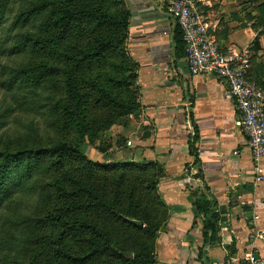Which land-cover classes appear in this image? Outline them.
Returning a JSON list of instances; mask_svg holds the SVG:
<instances>
[{"label": "trees", "instance_id": "trees-1", "mask_svg": "<svg viewBox=\"0 0 264 264\" xmlns=\"http://www.w3.org/2000/svg\"><path fill=\"white\" fill-rule=\"evenodd\" d=\"M21 1L14 11V0H0V56L28 54L29 59L38 61L37 54L48 56L54 53L51 49L58 51L70 35L86 43L67 45L60 52L61 60L68 65L62 71L60 85L50 84L59 69L42 61L11 75L2 83L8 99L6 114L40 110L47 102L52 106L54 125L78 136L89 133L93 124L83 113L89 93L79 85L76 72L90 65L103 66L106 61L110 71L98 73L89 83L94 106L105 108L103 117L111 123L140 112L139 89L132 88L137 82L136 66L125 48L131 13L122 0ZM106 5L114 12H109ZM258 9L264 17V4ZM176 33L178 52L184 55L177 26ZM254 44L257 46L256 41ZM251 70L249 76L264 88ZM53 89L60 91L57 97L41 95ZM101 118L94 120L102 122ZM86 149L80 136L49 146L18 147L14 151L0 148V264H156L153 243L166 223L161 225L155 220L156 214L141 203L165 178L163 166L100 164L87 158ZM70 164L78 165L75 173L67 170ZM113 169L131 171L97 181L96 171ZM51 171L59 173L51 185L54 206L42 213L38 203L30 212L20 202L21 196L38 194L44 199L40 181ZM130 174L141 180L130 183ZM146 185L152 192L144 195L145 191H140ZM189 200L192 228L200 223L197 256L202 261L207 248L221 246V217L205 193L191 191ZM46 227L51 234L45 236L48 246L42 248L37 232ZM117 230L126 238H115ZM232 253L234 249L228 254Z\"/></svg>", "mask_w": 264, "mask_h": 264}, {"label": "crops", "instance_id": "crops-1", "mask_svg": "<svg viewBox=\"0 0 264 264\" xmlns=\"http://www.w3.org/2000/svg\"><path fill=\"white\" fill-rule=\"evenodd\" d=\"M122 1L131 13L126 50L140 95V112L129 121L139 147L135 158L165 170L159 189L171 217L158 240L160 263L186 264L192 250L197 255L200 223L192 228L191 191L215 203L221 246L189 264H223L225 258V264H242L250 252L264 259V158L252 159L226 84L190 75L178 52L169 0ZM201 2L221 45L241 48L256 41L251 74L264 83V17L258 9L264 0ZM252 232L262 238H251Z\"/></svg>", "mask_w": 264, "mask_h": 264}, {"label": "rangeland", "instance_id": "rangeland-1", "mask_svg": "<svg viewBox=\"0 0 264 264\" xmlns=\"http://www.w3.org/2000/svg\"><path fill=\"white\" fill-rule=\"evenodd\" d=\"M121 1V0H118ZM151 1V0H149ZM21 0H14L13 10L15 11L18 5L21 3ZM124 5L125 3L121 1ZM126 6V4H125ZM124 6V7H125ZM109 12H114V8L112 6L106 5L105 6ZM127 8V7H126ZM74 43L76 44H85V39H78L74 35H70L66 37L60 45L57 47L58 51H52L54 52L52 54L47 55H38V61L29 59V55L27 54H20V55H10V56H0V148H8L9 150H17L18 147H29L34 148L37 146H49L53 145L59 142L64 141H74L79 136L80 139H82V142L85 146H88V149H86V156L89 160H94L100 164L105 162H114L116 164H137V165H146L147 161L143 160L142 158H139V161H136V153L135 151L139 149L138 145H135L134 137L132 135L133 130H130V116L121 118L114 123H111L107 116L103 117V114H105L106 109L100 108L99 106H94L93 104V98L92 96V90L90 88L89 83H91V80L97 76L98 73L108 72L110 71L109 67V61L104 62L103 66H94L90 65L88 67H83L77 70L76 72V78L81 86V88L89 93L88 97L85 99V103L83 105L84 108V115L87 116V120L93 124L91 126L90 132L84 135H76L75 132L69 129H64L60 125H54L52 123L53 116L51 114V105H48L47 102H45L43 109H35L31 112H24L15 110L14 112L9 114H6L4 112V108L6 107V104L8 102V99H5V89L2 88V83L4 84L6 80L17 72V70L20 69H26L28 65L32 66L34 64L38 65L40 61L46 62L48 65H52L54 67H57L59 69V72L52 76V79L50 80L51 83H59L61 82L63 73L62 71L65 70L68 65L63 63L60 57V52L68 45L72 46ZM126 48V43H125ZM7 52V51H6ZM112 60V57L110 58ZM62 61V62H61ZM60 85V83H59ZM137 84L135 86H132V88H137ZM26 92V91H25ZM60 91L53 89L52 91H49L47 93H41L42 96H52L57 97ZM7 94V93H6ZM7 96H10L7 95ZM107 114V113H106ZM99 117H102V122H96L94 119H97ZM132 141L134 143H132ZM130 142L131 145L128 146L127 143ZM90 148L94 149L93 152L90 151ZM138 156L142 157L143 152L138 151ZM97 155V156H95ZM78 165L76 164H70L68 166L67 170L71 172H76L75 168ZM130 172L131 170H124L121 171L113 169L110 172H97V176L99 177L97 181H99L102 178L105 179H111L114 177L117 172ZM58 172H49L47 175L41 177L40 184L42 185V190L44 191V195L46 196L44 199H41L38 194L36 195H22L20 198V202L25 205L26 209L30 212L34 209V206L36 204H40V212L44 213L46 210L51 209L56 200L54 197V193L52 191L51 185L53 182V179L58 175ZM145 176V174H144ZM141 180V177L131 175L129 177L130 183L137 182ZM144 184V183H143ZM146 184L150 186V182L146 181ZM141 187V193L147 195V193L152 192L153 195H151L150 198L146 197L145 200H143V203H141L142 206H145L146 208H149L152 212L156 214L155 220H157L161 225L164 223H168L170 220L171 214L168 207L167 200L163 197L161 191H160V183L157 187H152V191L148 186ZM159 205L161 207L159 208ZM164 205V206H163ZM158 209V211H157ZM165 209V210H164ZM31 213H29L30 215ZM166 224L164 225V228L159 230L157 239L154 241V255L156 264H162L160 263L163 261L159 255H158V240L159 237L163 234V231L165 230ZM38 237L40 238V245L46 246L47 240L45 239L48 234H51V229L46 228H40V231L37 232ZM128 236V235H126ZM115 238H126L123 235V232L120 230H117L115 233ZM48 246V245H47ZM193 247V246H192ZM36 247H34L35 249ZM191 252L193 254H191ZM190 254L188 255V260L186 264L191 263V260H197L198 256L196 255V251L192 250ZM197 256V258H196ZM205 258L206 257L205 255ZM207 263L208 260H205Z\"/></svg>", "mask_w": 264, "mask_h": 264}, {"label": "built area", "instance_id": "built-area-1", "mask_svg": "<svg viewBox=\"0 0 264 264\" xmlns=\"http://www.w3.org/2000/svg\"><path fill=\"white\" fill-rule=\"evenodd\" d=\"M168 12L180 30L190 75L209 76L226 84L239 116L238 128L252 159L258 162L264 158V88L249 76L255 53L253 40L241 48L221 45L210 31L201 0H169ZM250 237L262 238V233L252 232ZM242 261L264 264V259L251 252Z\"/></svg>", "mask_w": 264, "mask_h": 264}, {"label": "water", "instance_id": "water-1", "mask_svg": "<svg viewBox=\"0 0 264 264\" xmlns=\"http://www.w3.org/2000/svg\"><path fill=\"white\" fill-rule=\"evenodd\" d=\"M256 258H258L257 256H255Z\"/></svg>", "mask_w": 264, "mask_h": 264}]
</instances>
